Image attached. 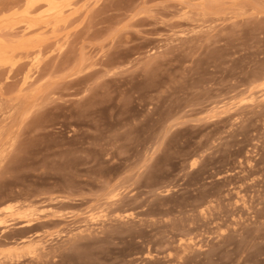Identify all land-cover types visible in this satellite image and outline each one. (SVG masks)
<instances>
[{
	"label": "rangeland",
	"instance_id": "rangeland-1",
	"mask_svg": "<svg viewBox=\"0 0 264 264\" xmlns=\"http://www.w3.org/2000/svg\"><path fill=\"white\" fill-rule=\"evenodd\" d=\"M53 1L0 3V210L37 220L0 249L38 247L0 264H264V0Z\"/></svg>",
	"mask_w": 264,
	"mask_h": 264
},
{
	"label": "bare ground",
	"instance_id": "bare-ground-1",
	"mask_svg": "<svg viewBox=\"0 0 264 264\" xmlns=\"http://www.w3.org/2000/svg\"><path fill=\"white\" fill-rule=\"evenodd\" d=\"M4 1V0H0V3ZM39 0H27V4L28 7H34L36 5V3ZM261 1V0H260ZM259 1V2H260ZM46 2L49 4V8L48 11L51 13V16L53 17H58L62 14V8L63 5H61L60 3H57L53 0H46ZM219 0H196L195 4L196 7L198 9H200L202 12L205 13L206 10L211 9L212 7L217 6L219 3ZM264 2V1H263ZM67 3V2H66ZM65 4V3H64ZM183 4V3H181ZM262 5V4H261ZM27 6V5H26ZM221 6V5H220ZM4 7V6H3ZM26 8V7H25ZM66 8V7H65ZM221 8V7H220ZM1 9V8H0ZM29 9V8H28ZM30 11V9H29ZM215 11V10H214ZM28 12V11H27ZM217 12V11H216ZM46 13V12H45ZM24 14V13H23ZM26 14V12H25ZM24 14V15H25ZM65 14V12H64ZM87 14V13H86ZM22 15V14H21ZM28 15V14H27ZM25 15V16H27ZM46 14H43V16ZM24 16V17H25ZM68 16V15H67ZM12 17V16H11ZM66 17V16H65ZM30 18V17H29ZM41 18V17H40ZM46 18V17H45ZM64 18V17H63ZM61 17V19H63ZM67 18V17H66ZM26 20H29L27 17L24 18ZM52 19V18H51ZM10 20V19H8ZM2 21V20H1ZM13 22V21H12ZM22 22V21H21ZM24 22V21H23ZM28 22V21H26ZM32 22V21H31ZM9 25H11V22L9 21ZM52 23V22H51ZM2 24V23H1ZM0 24V26H1ZM6 24V22H5ZM3 24V26L5 25ZM14 24V23H13ZM28 24V23H27ZM8 25V23L6 24ZM53 25V24H51ZM2 26V27H3ZM24 26V25H23ZM29 26V25H28ZM30 26H32V24H30ZM34 26V25H33ZM47 26V25H46ZM11 27V26H10ZM44 27V26H43ZM9 28V27H8ZM15 28V26H14ZM26 28V27H25ZM28 28V27H27ZM30 28V27H29ZM28 28V29H29ZM51 28V26H50ZM54 28V27H53ZM3 29V28H1ZM0 29V33L2 32ZM5 29V26H4ZM34 29V28H33ZM32 29V30H33ZM36 29V28H35ZM9 30V29H8ZM12 30V29H11ZM15 31H17V29H14ZM19 30V29H18ZM23 30V29H22ZM27 30V29H26ZM28 31V30H27ZM21 32V31H20ZM38 32V31H37ZM28 33V32H26ZM32 33V32H31ZM32 35H36L35 32ZM39 37H41L40 35H38ZM37 36V37H38ZM43 36V35H42ZM42 38V37H41ZM29 39H30V35H29ZM31 40V39H30ZM46 41V40H45ZM43 41V42H45ZM30 46L28 39L24 38L23 33H19V32H9L8 33H3L0 34V67L2 66H8L9 71H8V75L10 73H12L14 76L17 74V71H19L20 68H24L25 64L23 62H21L20 60H13L12 58V54L14 53L15 49L17 48H22L26 51V49ZM40 46V45H39ZM29 50V49H28ZM40 51V50H38ZM27 53V52H26ZM81 56V54H80ZM84 57V56H83ZM38 59V58H37ZM36 59V60H37ZM81 60V58H80ZM83 62V61H82ZM35 63V62H34ZM81 63V62H80ZM31 65V63H30ZM33 65V64H32ZM35 66V65H34ZM82 66V65H81ZM52 67V66H51ZM80 67V66H79ZM27 69V68H25ZM39 70V69H38ZM75 70V69H74ZM79 70V69H78ZM75 70V71H78ZM7 71V69H6ZM30 71V69L28 70V72ZM1 72V71H0ZM10 72V73H9ZM80 72V70L78 71ZM30 73V72H29ZM5 76V75H4ZM13 76V77H14ZM78 76V74H77ZM9 78V76H7ZM6 77V78H7ZM35 77V76H34ZM5 78V79H6ZM30 79L31 76L30 74H28L27 72L25 74L22 75L20 82H19V87H18V92L15 96V100H16V104L11 105L9 113H8V117L7 118H12L16 112H19L17 114L21 115V118L25 115L31 114L34 111V108L37 106V97L39 95H41L43 93V84H30ZM10 81V80H9ZM37 82V81H36ZM4 83V82H3ZM7 85V83H5ZM5 85V86H6ZM1 87V86H0ZM3 87V86H2ZM11 88V87H10ZM16 89V88H15ZM261 90V89H260ZM42 96V95H41ZM42 99V98H41ZM42 101V100H41ZM15 102V101H14ZM41 103V102H40ZM8 112V111H7ZM18 117V115H17ZM5 118V117H4ZM13 120V119H12ZM17 120V119H16ZM19 120V118H18ZM3 123V122H2ZM6 126L0 125V135H3L1 132L3 131V128ZM7 129V128H6ZM5 129V131H6ZM8 131V130H7ZM6 133V132H5ZM5 136H7L5 134ZM0 140H3V137H0ZM2 142V141H0ZM4 143V141H3ZM6 144V143H5ZM1 145V144H0ZM5 149H3V144L0 147V156L5 152ZM1 159V158H0ZM109 196V195H108ZM115 196V195H114ZM117 196V195H116ZM111 197V196H110ZM114 205V204H113ZM5 207V206H4ZM20 207V206H19ZM10 207H5V209H1L0 210V233H4V235L6 237L11 236L9 234V231L14 228L15 226L21 227V229L17 230L18 232H30L33 229L36 228L37 226V220L36 218H34V214L31 211H28L26 208L25 209H19L17 206V210L15 212H10V215H5L4 213H6V209H9ZM102 217V216H101ZM125 217V216H124ZM121 218V217H120ZM90 219V218H89ZM17 231L15 230L13 233H17ZM8 232V233H7ZM7 233V234H5ZM3 236V235H2ZM4 236V237H5ZM23 236V235H22ZM21 236V238H19L18 240L15 239L12 243L14 244L12 247H8L5 249H0V262H11L14 261L15 258L18 256V254L22 251V250H30L31 252L33 251H37L38 247L37 244H35L32 241H24V238ZM30 236V235H29ZM10 239V237H8ZM12 238V237H11ZM38 241V243L40 242V240H36ZM2 244L0 243V246ZM39 245V244H38ZM6 246V245H4ZM44 246V245H43ZM41 250V249H39ZM24 252V251H23ZM29 253V251H28ZM148 254V253H147ZM22 255V254H21ZM149 255V254H148ZM20 256V255H19ZM18 256V258H19ZM22 257V256H21ZM179 259H182V257H180ZM18 260V259H17ZM182 262V261H181ZM6 263V262H5ZM12 263V262H11Z\"/></svg>",
	"mask_w": 264,
	"mask_h": 264
}]
</instances>
